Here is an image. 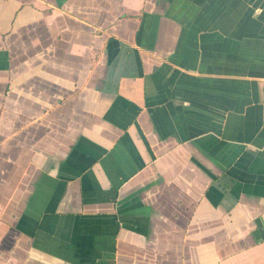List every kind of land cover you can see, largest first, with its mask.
I'll return each mask as SVG.
<instances>
[{
	"label": "crops",
	"instance_id": "1",
	"mask_svg": "<svg viewBox=\"0 0 264 264\" xmlns=\"http://www.w3.org/2000/svg\"><path fill=\"white\" fill-rule=\"evenodd\" d=\"M0 264H264V0H0Z\"/></svg>",
	"mask_w": 264,
	"mask_h": 264
}]
</instances>
